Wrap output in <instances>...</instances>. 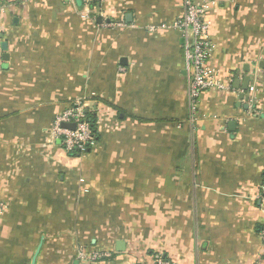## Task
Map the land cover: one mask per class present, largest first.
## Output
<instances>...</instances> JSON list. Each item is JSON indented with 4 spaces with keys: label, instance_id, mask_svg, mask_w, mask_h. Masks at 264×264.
I'll return each mask as SVG.
<instances>
[{
    "label": "crops",
    "instance_id": "obj_1",
    "mask_svg": "<svg viewBox=\"0 0 264 264\" xmlns=\"http://www.w3.org/2000/svg\"><path fill=\"white\" fill-rule=\"evenodd\" d=\"M197 1L231 88L193 116L182 0H107L93 22L80 0H0V264H264V0ZM77 101L99 118L81 155L50 143Z\"/></svg>",
    "mask_w": 264,
    "mask_h": 264
},
{
    "label": "built area",
    "instance_id": "obj_2",
    "mask_svg": "<svg viewBox=\"0 0 264 264\" xmlns=\"http://www.w3.org/2000/svg\"><path fill=\"white\" fill-rule=\"evenodd\" d=\"M107 0H82L83 19L93 22L97 10ZM184 17L174 23L172 28L181 32L184 39L183 57L185 73L188 82V93L191 114L194 116L199 110L200 97L208 91L226 92L231 88V81H224L219 73L210 65L213 45L210 27L205 20L207 5L197 0H182ZM259 73L264 77V69ZM255 88L249 89L251 96ZM89 109L84 101H77L64 112L59 114L50 130V143H60L62 150L67 154H85L95 146L96 138L93 135L91 124L87 121L85 111ZM64 125H74V129L64 128ZM261 195L264 198V180L261 185ZM3 206L0 204V214ZM264 241V231L262 233ZM108 252H92L85 248L77 251L78 260L83 264H100L110 258ZM152 264H173L160 254L152 256Z\"/></svg>",
    "mask_w": 264,
    "mask_h": 264
},
{
    "label": "water",
    "instance_id": "obj_3",
    "mask_svg": "<svg viewBox=\"0 0 264 264\" xmlns=\"http://www.w3.org/2000/svg\"><path fill=\"white\" fill-rule=\"evenodd\" d=\"M80 3H82V0H80ZM99 21H101V19H99ZM1 46L3 47L4 51H6V44L3 43ZM6 59H7V55H6ZM247 73H248V74L250 73L249 69H248ZM249 84H250V77L248 76V77H246V79H245V85H244V88H243L245 92L248 90V88H249ZM241 100H242V101L245 100L246 102H249V97H246V96L243 94L242 97H241ZM64 128L74 129L75 126H74V125H64ZM40 250H41V247H39V248L37 249V251H36V253H35V255H34L33 259H32L31 264H36V263H37V258H38V256H39ZM77 264H78V263H77Z\"/></svg>",
    "mask_w": 264,
    "mask_h": 264
},
{
    "label": "trees",
    "instance_id": "obj_4",
    "mask_svg": "<svg viewBox=\"0 0 264 264\" xmlns=\"http://www.w3.org/2000/svg\"><path fill=\"white\" fill-rule=\"evenodd\" d=\"M85 114H86V118H87V121L91 124L92 126V130H93V135L94 137L96 138L97 140V123L99 121V118L97 116V114L95 113H92L90 111H88V109L85 111ZM108 259H106L105 261H103L102 263L106 262ZM100 263V264H102Z\"/></svg>",
    "mask_w": 264,
    "mask_h": 264
}]
</instances>
